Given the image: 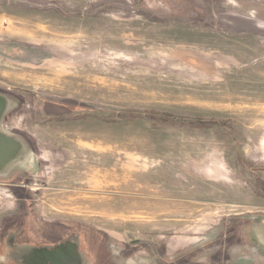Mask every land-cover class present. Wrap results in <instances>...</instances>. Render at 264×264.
I'll list each match as a JSON object with an SVG mask.
<instances>
[{"label": "rangeland", "instance_id": "rangeland-1", "mask_svg": "<svg viewBox=\"0 0 264 264\" xmlns=\"http://www.w3.org/2000/svg\"><path fill=\"white\" fill-rule=\"evenodd\" d=\"M0 96V235L23 210L79 264H264V0H0Z\"/></svg>", "mask_w": 264, "mask_h": 264}, {"label": "flooded vegetation", "instance_id": "flooded-vegetation-1", "mask_svg": "<svg viewBox=\"0 0 264 264\" xmlns=\"http://www.w3.org/2000/svg\"><path fill=\"white\" fill-rule=\"evenodd\" d=\"M25 214V211L23 212V210H20L16 216L7 223V228L3 229L0 235V245L2 248L3 246L5 247V252L1 254L4 256V259L6 258V262L0 261V264H24V259L19 258V255L23 251L44 248H48L52 251L61 244H66L68 241L72 243L77 242L76 236H74V238L72 236L71 239L60 243V241H58V236H60L59 225L54 221L51 222V220L49 224L42 229H39L35 225H32V229H25V227H23L24 219L19 218L20 215Z\"/></svg>", "mask_w": 264, "mask_h": 264}, {"label": "water", "instance_id": "water-1", "mask_svg": "<svg viewBox=\"0 0 264 264\" xmlns=\"http://www.w3.org/2000/svg\"><path fill=\"white\" fill-rule=\"evenodd\" d=\"M4 145L6 144L4 143ZM4 145L0 142V148ZM258 233L264 240V226H261ZM78 255L77 245L67 242L52 251L48 248L23 251L19 258L24 259V264H79Z\"/></svg>", "mask_w": 264, "mask_h": 264}, {"label": "crops", "instance_id": "crops-1", "mask_svg": "<svg viewBox=\"0 0 264 264\" xmlns=\"http://www.w3.org/2000/svg\"><path fill=\"white\" fill-rule=\"evenodd\" d=\"M6 98L4 96H0V118L2 115V112L4 109V104H6ZM17 139V138H16ZM20 141V142H19ZM0 142L1 144L4 143L9 146H7V149H5L4 145L2 148H0V174H7V172L14 168L17 164H21L22 161V156L23 158L25 157L24 154L22 153L23 147H22V140L17 139V143L13 140V138H8L3 131L0 129ZM16 144V148L14 147V144ZM56 223V222H55ZM61 222H58L57 224L60 226ZM66 225V223H64ZM76 225H74V228L71 226L68 227L66 230L68 234H71L73 236H76V239H78V234L75 229ZM60 233V231H59ZM77 244V242L75 243Z\"/></svg>", "mask_w": 264, "mask_h": 264}, {"label": "trees", "instance_id": "trees-1", "mask_svg": "<svg viewBox=\"0 0 264 264\" xmlns=\"http://www.w3.org/2000/svg\"><path fill=\"white\" fill-rule=\"evenodd\" d=\"M64 105L67 107L68 105H72V104L64 103ZM71 107H73V106H71ZM78 107H80V106H78ZM82 112H86L85 107H81L80 113H82ZM147 118H149L150 120H153L157 125H160V123H162V122H175V123L181 122V121H178L177 119H174L168 115L156 114V113H152V115L150 114L149 117H147Z\"/></svg>", "mask_w": 264, "mask_h": 264}]
</instances>
